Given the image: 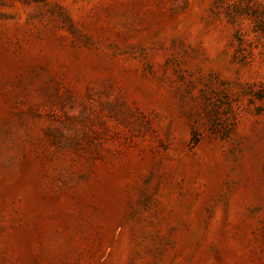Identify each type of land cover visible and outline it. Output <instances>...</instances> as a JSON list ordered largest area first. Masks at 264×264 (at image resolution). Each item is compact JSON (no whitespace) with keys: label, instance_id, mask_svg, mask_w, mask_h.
I'll list each match as a JSON object with an SVG mask.
<instances>
[{"label":"rangeland","instance_id":"374dc122","mask_svg":"<svg viewBox=\"0 0 264 264\" xmlns=\"http://www.w3.org/2000/svg\"><path fill=\"white\" fill-rule=\"evenodd\" d=\"M0 264H264V0H0Z\"/></svg>","mask_w":264,"mask_h":264}]
</instances>
